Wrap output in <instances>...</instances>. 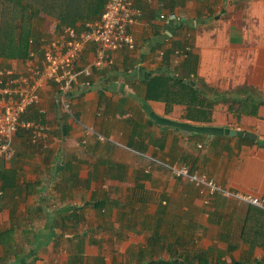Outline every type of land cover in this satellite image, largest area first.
<instances>
[{
  "label": "crops",
  "instance_id": "0c3cea01",
  "mask_svg": "<svg viewBox=\"0 0 264 264\" xmlns=\"http://www.w3.org/2000/svg\"><path fill=\"white\" fill-rule=\"evenodd\" d=\"M136 5V47L93 67L70 112L55 87L42 90L47 137L33 145L16 135L15 156L0 160V264H264V211L221 193L207 204L170 169L188 163L225 190L264 197V102L251 113L264 95V0ZM84 47L79 67L97 56L95 44ZM167 73L234 93L211 119H194L188 105L164 100L165 79H153Z\"/></svg>",
  "mask_w": 264,
  "mask_h": 264
},
{
  "label": "built area",
  "instance_id": "2783aa9c",
  "mask_svg": "<svg viewBox=\"0 0 264 264\" xmlns=\"http://www.w3.org/2000/svg\"><path fill=\"white\" fill-rule=\"evenodd\" d=\"M137 1L141 0H107L101 17L88 23L87 30L82 33L70 25L58 29L56 24L52 35L41 40V57L31 51L23 61V67H0V160L13 158L14 139L20 128L30 131L34 143L42 142L47 137L51 129L47 122L23 118L33 106L38 107L41 113H46L41 105L42 90L49 86L55 87L56 104L70 112L71 95L75 89L82 91L91 87L93 67L106 66L115 51L136 47L131 28L141 16ZM88 44H95L96 59L90 66L79 67L84 46ZM170 169L175 176L185 178L205 191L207 195L204 200L207 204L221 193L264 211L263 196L225 190L206 171L198 170L188 163L174 164ZM2 192L0 189V194Z\"/></svg>",
  "mask_w": 264,
  "mask_h": 264
},
{
  "label": "trees",
  "instance_id": "16d2710c",
  "mask_svg": "<svg viewBox=\"0 0 264 264\" xmlns=\"http://www.w3.org/2000/svg\"><path fill=\"white\" fill-rule=\"evenodd\" d=\"M106 2L107 0H0V58L5 56L18 58L22 59L21 62L23 63L29 57L31 51L37 54L40 52L42 56L41 40L44 36L40 30L39 26L41 24L39 23H43L47 18H53L57 22L58 29L62 26L70 25L75 27L79 33H82V31L87 30L88 23L101 17L105 10ZM189 56L194 55L189 54ZM159 77L153 80L165 79L164 85L167 84L168 94L164 100L168 106L171 103L186 104L189 108V116L194 119H202L203 117L208 120L211 119L213 104L217 103L219 98L220 100L228 101V95L234 93L231 91L220 93L205 83L201 86L194 85L191 81H185L169 73ZM251 89V87H243L239 91L246 93L251 91ZM208 91H215L217 93L216 97L209 98L207 96ZM245 97L237 100L242 104V108H246L245 104L249 103V95ZM255 100L252 114H256L258 105L264 102V95H260V98ZM198 105H201V108L196 110ZM208 107L209 110L207 109ZM44 114L39 111L38 107L33 106L29 108L23 118L45 122ZM61 129L63 130L62 133L66 134V126H61ZM16 135H25L33 145H38V143L33 142L30 131L26 128H20ZM3 196L4 191L0 194V197ZM182 262L184 261H178L176 258L168 260L160 258L157 260L148 259L140 264H181ZM261 263V260H256L255 264ZM186 264L196 263L187 261ZM242 264L251 263L244 262Z\"/></svg>",
  "mask_w": 264,
  "mask_h": 264
},
{
  "label": "rangeland",
  "instance_id": "374dc122",
  "mask_svg": "<svg viewBox=\"0 0 264 264\" xmlns=\"http://www.w3.org/2000/svg\"><path fill=\"white\" fill-rule=\"evenodd\" d=\"M41 24L40 30L42 31V34L44 37H50L53 33V31L56 29V20L53 18H47L44 20L43 23H39ZM85 31V30H84ZM83 32V31H82ZM38 56L41 57V53H38ZM22 59H18V58H8V57H4V58H0V67L3 66H9L11 64H18V66L23 67V63L20 64ZM15 146V144H14ZM264 261V258L262 259Z\"/></svg>",
  "mask_w": 264,
  "mask_h": 264
},
{
  "label": "water",
  "instance_id": "95a60500",
  "mask_svg": "<svg viewBox=\"0 0 264 264\" xmlns=\"http://www.w3.org/2000/svg\"><path fill=\"white\" fill-rule=\"evenodd\" d=\"M231 134L244 136V137L252 139V140L257 139V135L255 133L250 132V131H245V130L231 129ZM233 264H241V262H235Z\"/></svg>",
  "mask_w": 264,
  "mask_h": 264
}]
</instances>
